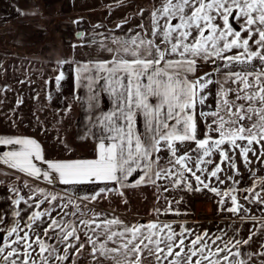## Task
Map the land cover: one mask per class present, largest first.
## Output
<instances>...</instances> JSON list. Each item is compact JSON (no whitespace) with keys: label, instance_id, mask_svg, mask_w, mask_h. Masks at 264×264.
I'll list each match as a JSON object with an SVG mask.
<instances>
[{"label":"snow or ice","instance_id":"6c2138e0","mask_svg":"<svg viewBox=\"0 0 264 264\" xmlns=\"http://www.w3.org/2000/svg\"><path fill=\"white\" fill-rule=\"evenodd\" d=\"M138 27L143 35L137 32L113 39L114 47L101 45L112 54L110 60L78 64L75 69L77 83L83 82L90 93L89 109H98L102 93L111 100V110L89 117V131L98 129L91 133L96 139L94 158L47 161L37 140L0 136V145L20 146L0 155V162L51 182L52 174L42 172L35 163L44 161L65 185L100 181L124 188L136 174L133 187L158 186L162 179L180 187L190 173L198 186L193 189L187 183V189L200 191V185L209 188L211 181L206 183L197 172L208 171L202 166L213 164L214 153L222 157L220 163L228 161L233 169L230 151L239 149L248 164L249 153L256 155L255 144L264 156V0H159L150 13V26ZM205 65L215 67L197 75ZM64 79L59 71L57 85ZM209 96L214 108L207 103ZM205 106L210 110L205 111ZM222 171L216 164L209 175L224 183L218 175ZM25 187L30 194L15 199L11 225L0 214V233L7 237L0 245V264H77L74 257L85 248L91 264H249L253 256L264 257V251L246 256L241 251L253 236H264V222L247 239L225 241L223 235L212 238L207 231L193 234L183 228L177 232L171 223L109 219L108 213L82 203L95 202L102 194L106 198L113 191L123 197L119 190L101 188L81 199ZM209 190L230 199L232 207L225 211H248L233 194L235 188ZM248 191L250 203L264 204L260 192ZM21 203L37 210L25 218L22 212L27 209H21ZM258 264H264V259Z\"/></svg>","mask_w":264,"mask_h":264},{"label":"crops","instance_id":"0c3cea01","mask_svg":"<svg viewBox=\"0 0 264 264\" xmlns=\"http://www.w3.org/2000/svg\"><path fill=\"white\" fill-rule=\"evenodd\" d=\"M146 1L147 2L145 5H141L139 4V0H49L51 3H60L62 11H72L76 13L91 12L90 15H92V17L89 16L83 18L88 21V24H86L83 30H81V32H83L82 39L78 43L73 44V41L70 43V39L67 41V38L63 36V41H65L64 43L68 42L65 48L70 47L72 51L70 55H66V50L63 46L61 53H59V46L51 45L53 52L54 50L55 52L57 50V57L59 56L56 58V61L62 59L69 61V63L63 64L62 70H60L64 72L65 79L60 81L59 85H57L55 79L53 84L56 86L52 85L51 89H49V93L52 95L54 104L56 106L58 104L61 105L62 112L69 114L71 118V125L73 126L72 130L75 134L73 139L74 143L67 141L68 137L65 133H63L65 131L63 128L60 129V131L63 133L61 141H59L60 143L57 139H54L55 136L51 137V142L48 140L49 138H45L43 135L27 133L21 130H1V123L0 136L20 138L26 137L37 140L44 149L45 160L47 161L94 158L96 139L91 133L97 132L98 129L93 128L91 132L89 131L91 127L89 117L94 114L99 115V110H103L105 112L111 110V100L106 93H102L98 109H89L88 96L90 93L88 92L87 88L83 86V82L77 83L75 69L78 64L110 60L112 54L106 51L105 47H102L101 45L114 47L112 44L113 39H126L137 32H141V29L138 27L140 24H143L145 27H149L150 13L153 9L151 4L153 1ZM101 10L104 12L99 13H102V15L105 16L99 21L95 18L97 16L95 11ZM37 11V5L34 0H0V21L30 17L37 14ZM91 19L95 21L93 24H90L89 22ZM78 32H76V34ZM38 35L39 32L36 30V25L28 24L19 30L17 33V38H20L19 42H22L23 46L29 47L37 44ZM141 35H143L142 32ZM53 52L51 53L53 54ZM224 71H227V69H224ZM202 74L203 73L198 74L197 72V75ZM213 78L215 79L216 77L214 76ZM77 97H79V99H77ZM207 103L212 104L213 108L215 107L212 96H209ZM204 110L209 111L210 109L205 106ZM33 111L35 113L38 112V110ZM200 127L203 128L204 125L201 124ZM198 135H200V133H198ZM262 143H264V141H262ZM19 147V145H0V155H3L5 152L18 150ZM188 147H195V145L190 144ZM223 147L228 148V145H224ZM252 147L255 149L256 155L254 156L251 152L249 153V160L251 163L246 164L239 152V149H236L234 152H229V156L232 157V162L236 165L235 169L229 166L228 161L220 163L222 157L218 153H214L211 157L213 164L202 166L207 167L208 171L204 174L197 172V175H201V178L204 179L206 183L211 181L209 183V189L211 187H217L221 192H223L235 188L236 191L233 194L237 196L239 203L243 205L244 208L248 209L247 212L241 210L239 214H233L231 212L225 211L224 209L232 207L231 201L227 197H219L220 201L223 199V203L221 202L220 211H222L224 214L226 213L227 217L231 218L229 219L230 221L227 222V227H237L236 239H247L250 231L256 230L259 228V224L264 222V204L250 203L252 199V193L248 191L249 189L254 188L255 191L260 192L261 196L264 197V191H261V181H264V156L260 155V145L254 144ZM78 148H82L83 150L77 151L76 149ZM161 155L166 157L167 153H161ZM35 163L41 168L42 172L49 171L54 179L49 182L41 176V178L37 180L34 177H29L27 174L19 172L16 169H12L8 165L0 162V180L4 176L1 174V172H8L16 175L17 177L27 179L34 184L41 186V188L46 189L48 192L53 193L56 191L62 195L67 194L68 196H77L81 199L85 196L91 197L101 188H110L119 191L151 189V191H153L152 195H154V197L159 200L160 205H158V207L157 204L154 205V209H159V213L152 219L148 217H141L145 220L144 223L151 221H167L176 223L181 221L180 216L185 213L182 204H180L181 191L178 189L181 188V186L173 187L172 184L167 180L162 179L157 181L158 186L151 184H141L138 187H133L131 185L134 184L138 179V176L134 174L133 177H129V180L127 181L129 186L124 188H121L120 185L114 182L100 181L77 185H65L60 182L58 174L48 168L47 163L44 161H35ZM216 164H220V167L223 169V171L218 175L220 180H223L224 183H220V181L215 177H210L209 175ZM186 176L187 180H190V182L195 181L194 177H192L190 173H186ZM228 177H232L233 179H228ZM235 181H238V183ZM165 188L168 190L165 191ZM114 193L117 194L116 191H113L111 193H107L106 195L110 196ZM245 196H247L249 199L245 200ZM163 200L164 202L161 204ZM1 202L2 201L0 198V205ZM200 204L202 209H198ZM214 204L215 200H212L211 198H199L195 200V206L193 205L194 208H191L190 211L197 212L201 210L210 214L212 213ZM209 208L210 210H208ZM252 217H256L257 219L253 220ZM5 239H7L6 233H0V245L3 244ZM261 244H264V236L258 234L253 236L250 244L243 246L241 251L245 254V256L248 252L255 253L257 251H264V249L260 248ZM259 259H264V257L253 256V260L249 261V264H253V261L258 264Z\"/></svg>","mask_w":264,"mask_h":264},{"label":"rangeland","instance_id":"374dc122","mask_svg":"<svg viewBox=\"0 0 264 264\" xmlns=\"http://www.w3.org/2000/svg\"><path fill=\"white\" fill-rule=\"evenodd\" d=\"M152 1L151 7L154 9L159 0ZM34 2L37 5V14L16 20L0 21L1 130H21L43 135L45 138H49L48 140L51 142L52 136H55L54 139H57L58 142L61 141L62 134L65 133L68 137L67 141L74 143L75 134L72 130L71 118L68 113L62 112L61 105L56 106L54 104L52 95L49 93L52 85L56 86L53 83L59 71L62 70V65L56 61V58L59 57H57V50L53 52L51 45L59 46V53H61L63 46L66 55H70L72 51L70 47L65 48L68 42L64 43L63 38H67V41L70 39V43L72 41L73 44L78 43L82 36L77 37L76 32L83 30L84 26L88 24V21L83 18L92 17V15H90L91 12L62 11L60 3H51L49 0H34ZM146 2V0H139L141 5H145ZM99 12L104 11H95L97 15L95 18L100 21L105 15L103 16ZM89 22L93 24L95 21L91 19ZM28 24L36 25L39 35L36 45L25 47L22 42H19L20 38H17V33ZM212 67H215V65H205L198 71V74L211 70ZM33 110H38V112L35 113ZM62 128L65 130L63 133L60 131ZM76 150L82 151L83 149L78 148ZM1 174L4 176L0 180V198L2 201L0 214L4 215L5 224L11 225L15 219L13 216L16 210L15 199L18 195H24L27 198L30 194L29 188L25 185L27 184L31 188L37 186L41 188V186L12 173L1 172ZM187 183H191L193 189L198 186L195 181L190 182V180H187L178 189L181 191L180 204L185 210V213L180 216L181 221L176 223L166 221L164 223H171L177 232L183 228H188L193 234H202L207 231L212 238L223 235L225 241L236 238L237 227L228 228L227 222L231 218L227 217L226 213L218 211L221 207L220 196L210 191L209 188H203L202 185L199 186L202 189L200 191H189L186 187ZM14 188H19V193L14 192ZM122 192L124 193L123 197L118 193H114L110 196L106 195V198H104L105 195H102L95 202L82 201V203L87 204L89 208H95L98 212L108 213L109 219L119 217L126 223H136L142 220L141 217L152 219L158 215L159 212L154 209V205L157 204L158 207L160 203L152 195L153 191L151 189L122 190ZM53 193L62 195L56 191ZM199 198L215 200L212 213L209 214L201 210L197 212L190 211L191 208H194L195 200ZM124 200H127V203H124ZM163 202L164 200L161 204ZM47 206V204L42 205L41 209ZM20 208L27 209V206L21 203ZM198 209H202L201 204ZM34 210L37 209H27L22 212V215L26 218ZM0 227H3V225H0ZM209 243H211L210 240ZM220 243V241H217V244ZM212 247L214 248L215 245ZM74 259H76L77 264H91V257L87 248L79 257H74ZM151 259L149 257V260Z\"/></svg>","mask_w":264,"mask_h":264},{"label":"water","instance_id":"95a60500","mask_svg":"<svg viewBox=\"0 0 264 264\" xmlns=\"http://www.w3.org/2000/svg\"><path fill=\"white\" fill-rule=\"evenodd\" d=\"M81 34H83V32L80 31V32H78V33L76 34V36H77V37H80V36H82Z\"/></svg>","mask_w":264,"mask_h":264},{"label":"trees","instance_id":"16d2710c","mask_svg":"<svg viewBox=\"0 0 264 264\" xmlns=\"http://www.w3.org/2000/svg\"><path fill=\"white\" fill-rule=\"evenodd\" d=\"M137 222L144 223V222H145V220H144V219H142V220H140V221H137ZM137 222H136V223H137Z\"/></svg>","mask_w":264,"mask_h":264}]
</instances>
